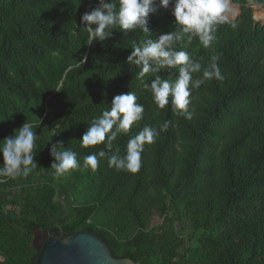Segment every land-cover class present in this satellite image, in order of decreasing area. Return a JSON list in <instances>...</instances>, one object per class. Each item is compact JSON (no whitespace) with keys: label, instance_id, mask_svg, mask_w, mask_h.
I'll return each mask as SVG.
<instances>
[{"label":"trees","instance_id":"trees-1","mask_svg":"<svg viewBox=\"0 0 264 264\" xmlns=\"http://www.w3.org/2000/svg\"><path fill=\"white\" fill-rule=\"evenodd\" d=\"M103 2L110 0H0V143L26 121L39 136L36 169L0 177V264H36L37 229L61 239L87 231L112 257L140 264H264V24L253 12L264 0H232L237 26L220 25L210 48L181 34L177 50L204 67L218 56L224 77L193 89L191 120L170 104L157 108L143 87L153 75L138 80L140 66L128 61L134 45L178 30L174 0L167 9L154 0L147 34L116 27L84 44L81 17ZM159 74L173 80L178 71ZM128 91L144 105V118L112 149L81 147L91 121ZM165 121L138 172L108 167L117 147L125 155L131 136ZM53 147L77 152L81 165L86 155H107L95 172L81 166L57 176Z\"/></svg>","mask_w":264,"mask_h":264},{"label":"clouds","instance_id":"clouds-1","mask_svg":"<svg viewBox=\"0 0 264 264\" xmlns=\"http://www.w3.org/2000/svg\"><path fill=\"white\" fill-rule=\"evenodd\" d=\"M170 4H173V0H160V7L167 9ZM153 5L154 0H110L90 12H85L81 17V24L88 34L84 44L91 45L97 38L105 40L116 27L125 33L136 29L145 34L149 33L147 25L150 14L157 11ZM171 15L178 30L163 33L157 39H148L140 46L134 45V51L128 61L140 66L138 80H143L149 73L153 75L151 82L144 83L143 87L152 94L153 103L157 108L164 109L170 104L176 115H184L191 120L195 111L192 107L193 89L199 88L207 80H223L224 77L217 64L218 56L213 55L209 65L204 67L199 61L193 60L188 51L177 50V42L181 40L183 33L188 34L189 42L198 38L204 48H210L216 40L220 25L229 24L232 28L237 26L235 13L230 0H174ZM87 59L84 54L81 61L86 63ZM171 68L178 71L175 79H164L159 74L161 70L167 72ZM200 72L202 76L194 79L193 74ZM138 100L139 97L133 91L115 95L110 108L91 121V126L80 138V146L87 148L103 144L105 148L112 149L118 136L128 134L133 126L144 118L145 108ZM169 124L170 121H165L160 129L145 125L128 140L125 155H119L117 147L116 154L108 157V167L118 171L138 172L142 165L145 145L154 143L160 131L167 130ZM36 127L26 121L15 129L13 134L2 140L0 153L3 166L0 167V177H28L36 169L35 148L39 140L35 132ZM51 154L57 161L51 165L55 174L66 176L81 166L95 172L99 168L100 158H104L107 152L100 150L98 153L84 156L83 165L77 158L78 153L70 148L61 147L57 150L53 147Z\"/></svg>","mask_w":264,"mask_h":264},{"label":"water","instance_id":"water-1","mask_svg":"<svg viewBox=\"0 0 264 264\" xmlns=\"http://www.w3.org/2000/svg\"><path fill=\"white\" fill-rule=\"evenodd\" d=\"M38 249L36 264H140L112 257L106 244L87 231H77L65 239L48 237Z\"/></svg>","mask_w":264,"mask_h":264},{"label":"rangeland","instance_id":"rangeland-1","mask_svg":"<svg viewBox=\"0 0 264 264\" xmlns=\"http://www.w3.org/2000/svg\"><path fill=\"white\" fill-rule=\"evenodd\" d=\"M231 5H232V8H233V12L235 13V17L239 14V6L238 5H235L232 0H231ZM253 12H254V17L256 18V21H260L261 23L264 24V20L262 18H257L256 14L257 13H263L264 12V7L263 6H260V5H253ZM58 199V197H57ZM160 219L158 217H154L153 218V223L157 224L159 223ZM45 234V231H42V230H36L35 233H34V243L33 245L36 246L38 245V242L41 240H43L39 234Z\"/></svg>","mask_w":264,"mask_h":264},{"label":"flooded vegetation","instance_id":"flooded-vegetation-1","mask_svg":"<svg viewBox=\"0 0 264 264\" xmlns=\"http://www.w3.org/2000/svg\"><path fill=\"white\" fill-rule=\"evenodd\" d=\"M35 233V232H34ZM40 235V237L44 240V239H46L47 237H48V234H39ZM33 237H34V235H33ZM43 240L41 241H39L38 242V245H36V246H34L35 248H39L40 247V245H41V243L43 242ZM35 241V240H34ZM34 241H33V243H34Z\"/></svg>","mask_w":264,"mask_h":264},{"label":"bare ground","instance_id":"bare-ground-1","mask_svg":"<svg viewBox=\"0 0 264 264\" xmlns=\"http://www.w3.org/2000/svg\"><path fill=\"white\" fill-rule=\"evenodd\" d=\"M231 2V0H230ZM257 18H262L264 20V12L263 13H257L256 14Z\"/></svg>","mask_w":264,"mask_h":264}]
</instances>
